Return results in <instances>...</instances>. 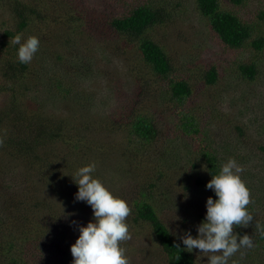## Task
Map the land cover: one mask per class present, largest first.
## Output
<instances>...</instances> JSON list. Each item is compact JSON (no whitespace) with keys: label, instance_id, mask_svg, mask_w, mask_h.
Segmentation results:
<instances>
[{"label":"trees","instance_id":"1","mask_svg":"<svg viewBox=\"0 0 264 264\" xmlns=\"http://www.w3.org/2000/svg\"><path fill=\"white\" fill-rule=\"evenodd\" d=\"M231 2L240 4L242 0H231ZM0 3L6 6L11 19L2 36L3 39L9 38L13 50L18 48L12 43L17 34L27 38L31 35L27 32L36 29V26L34 28L31 26L37 23H42L41 27H48L49 15L47 9L42 6V1L0 0ZM196 7L200 14L207 18L210 28L224 44L239 48L252 37V26L232 10L222 7L219 0H196ZM70 10L71 7L68 6V10H63L62 15L57 19L62 26H68L70 21L74 23L73 13ZM166 15L163 6L140 2L126 8L110 20L111 28L124 40L122 47L133 48L140 57L138 64L142 67L138 70L129 68V72H135L133 75H136L132 78L135 83L133 92L136 86L138 92L129 93L131 97L129 99L123 93L118 94L120 98L114 99L113 105L108 106L105 112H102L97 105L105 96L103 94L99 97L101 96L99 83L97 79L88 75L91 65L95 63L87 53L91 48L87 44H81V38L75 36L77 32L72 28L68 32L58 29V34L53 36L58 44L61 42V45H56L57 49L51 52L56 64H50L45 59V65L40 66L36 64L38 60L34 58L30 63L21 64L14 51V56H11L10 48L2 53L0 164L7 166L0 169V172L11 177L14 163L22 162L36 172L39 181L48 189L45 191V199L33 205L34 215L44 219L43 222L36 223L38 225L35 229L32 224L25 226L27 218L21 213L22 209L17 203H12L7 196L1 198L0 222L15 223L12 221L14 216H18L20 220L15 223L16 227L13 224L14 228L9 236L3 234L4 238L0 241V264H43L42 261L47 259H52L53 264H71L73 257L70 246L79 235V225H86L92 219V212L87 209L90 206L85 205V202L75 200L77 185L70 175H73L78 167L95 162L94 175L112 189L111 187L116 185L112 179L115 178L112 177L113 172L110 171L111 174L106 178L100 172L103 166L102 153L105 149H114L115 164L120 159L124 173L127 172L125 169L134 165V160L137 158L138 162H146L151 158L158 143L166 145L168 147L165 148L166 150L173 149L175 152H180L178 147L180 144L177 145L173 139L181 138H174L175 134L161 136L163 134L160 129L161 121H158L149 109L138 110V102L134 98L137 97L145 103V97L150 92L156 91L161 81L168 84L170 97L177 103L173 109L168 106V110L163 114L168 120L176 116L182 127L181 130L189 136H194L199 142L197 151L206 164L202 172H207V175H200V171L196 169V163L199 161L197 158L190 162L187 169L178 170L189 172L184 178L193 179L198 186L196 194L200 197L204 196L208 189L205 187L206 182L211 179L210 173H218L221 165L214 153L199 138L201 129L195 116L185 110V103L192 93L187 78L174 76L169 54L150 36L152 26L165 23ZM260 18H264V10L260 11ZM33 35L39 38L38 34ZM39 40L41 47L43 39L39 38ZM6 43L2 41V44ZM252 43L256 48H260L264 39L260 36ZM107 47L106 44L102 46L105 53ZM44 54L49 58L47 53ZM245 70L249 72L248 78L252 79L256 72L255 65H246L243 71ZM99 73L102 75L101 70ZM206 78L210 83H214L217 80L216 70L209 69ZM78 80L84 81L85 86L78 84ZM47 98H54L55 103H59L60 109L65 102H69L70 105L66 111L54 113L50 111L52 106ZM151 104L154 106L155 102ZM114 128H120V132L113 131ZM116 134L120 135L119 146H115L109 140V136ZM174 142L176 146H173ZM53 144H57L59 149L54 150ZM89 155H93L92 161ZM156 164L161 169L154 174L156 179H161L170 168L162 163V160ZM154 181L155 178L153 181H147V185L141 189L119 195L128 202L131 209L127 219L131 218L135 224L150 231L152 236H148L165 264H201L199 256L194 251L190 253L183 250L184 246L180 239L160 218L147 194V191L156 187ZM63 206H66L64 214ZM10 209L16 210L17 213ZM61 214L63 215L58 217ZM18 230H20L18 236L12 234ZM130 239L126 242H131ZM256 242L262 243L261 247L264 248V235H261L260 231ZM177 245L180 249L176 247ZM21 246L33 248L43 260L31 261L37 260L33 258L34 252L29 249L23 251Z\"/></svg>","mask_w":264,"mask_h":264},{"label":"rangeland","instance_id":"2","mask_svg":"<svg viewBox=\"0 0 264 264\" xmlns=\"http://www.w3.org/2000/svg\"><path fill=\"white\" fill-rule=\"evenodd\" d=\"M42 6L47 9L48 27L42 23L31 26L35 30L27 34H38L43 39L40 49L33 57L38 60L37 65H45L44 60L50 64H56L52 51L57 49L58 41L53 36L59 30L72 28L77 32L75 36L80 37L81 44H87L91 48L87 53L95 61L91 65L88 75L97 79L99 92L103 101L97 105L102 112L112 106L114 99H119L118 94H125L126 98H131L129 93L138 92V86L133 92L132 78L135 72H129V68L138 70L142 67L138 64L140 57L130 46L122 47L124 40L110 26L109 22L120 12L128 7L140 2H150L156 6H163L165 9V23L152 26L150 36L164 47L169 54L174 76L187 78L192 89L191 96L185 103V110L193 114L200 127L199 138L208 146L217 161L221 165L228 158H235L243 167L242 179L250 189L251 203L248 208L253 216V221L247 228L235 227L234 231L240 235H251L255 247L243 250L244 255L239 253L231 260H238V264H264V248L260 242H256L258 229L257 224H264V43L260 48L253 45V40L262 36L264 39V18H260V11L264 10V0H242L240 4H233L231 0H219L221 6L235 12L242 20L252 26L253 33L245 45L239 48L228 46L221 42L212 31L207 18L202 16L196 7V0H40ZM57 5V7H56ZM71 7L74 23L70 21L68 26H62L57 20L62 15L63 10ZM66 8V9H65ZM61 9V10H59ZM11 23L9 11L3 3H0V64L2 53L10 48L12 55L17 53L10 46L9 38L3 39L5 28ZM62 26V27H61ZM63 32V31H60ZM6 41V44H2ZM106 44V53L102 46ZM61 48H65L61 46ZM44 53L48 54L46 58ZM40 62V64H39ZM255 65V74L249 79V72L243 71L246 65ZM96 65V66H95ZM214 68L217 72V80L210 83L206 78V72ZM99 70L102 71L100 75ZM78 84L85 86V82L78 80ZM77 85V84H75ZM78 86V85H77ZM156 91H152L146 96V102H142L137 97L138 110L149 109L155 114L158 121H161V136L167 137L175 134L173 139L177 142L180 152L166 150L164 144H157L154 155L146 162L134 160V165L125 169L121 160L115 164L114 149L107 148L102 153V168L100 172L103 177L113 172L112 178L116 185L111 190L117 195L130 194L138 188L147 185V181L155 178L156 187L147 191V194L155 205L162 221L171 227L174 233L183 234L182 230H191L196 235V225L203 219L206 212V199L215 194L211 189H206L204 196L196 194L197 185L193 179L186 180L184 175L189 172H180L178 169H187L192 160L197 161L196 169L200 175H207L202 172L206 168L205 160L198 150L199 142L194 136L185 134L180 127V122L176 116L169 120L163 114L172 109L177 103L172 101L168 84L159 82ZM138 94V93H137ZM0 97V101H1ZM48 99V98H47ZM51 103V112L60 113L66 111L70 103L65 102L60 109L59 103H55L54 98L48 99ZM140 102V103H139ZM155 102L154 106H151ZM151 106V107H150ZM184 112V110H183ZM113 131L120 132V128ZM120 135L109 136V140L119 146ZM61 146V145H60ZM173 146H176L174 142ZM8 147V146H7ZM54 150H58L57 144L52 145ZM2 156L4 153L1 154ZM93 160V155H89ZM168 165L170 169L161 179H156L154 172L160 167L156 163ZM7 165H1L2 170ZM181 167V168H180ZM175 169V170H174ZM13 175L6 176L0 172V201L3 196H7L12 203H17L22 209V214L27 218V223L36 228L38 222L44 219L34 215L33 205L45 199V191L48 189L37 178L36 172L22 162L16 161L11 170ZM207 183V182H206ZM110 184V183H109ZM191 186V187H188ZM8 187V188H7ZM116 188V189H115ZM148 188V187H147ZM188 193L184 198V193ZM201 198V199H199ZM88 206V204L85 203ZM176 208V213H175ZM63 210L66 206L62 207ZM92 212L91 207H87ZM10 211L17 213L16 210ZM175 214L180 217L175 219ZM81 217V215H80ZM20 218L14 216L12 221L19 222ZM10 222V221H9ZM13 222H0V241L4 235L17 226ZM131 242L123 243L129 257V264H165L159 251L152 243L149 230L135 224L131 219H127ZM14 224V225H13ZM36 224V225H35ZM19 226V225H18ZM20 230L12 233L18 236ZM150 235V236H148ZM176 237L179 239L178 235ZM2 245V244H1ZM22 247V246H21ZM31 250L34 252L33 258L42 261L37 252L31 247L23 246L21 250ZM18 251V250H16ZM199 256L201 264H207V257L198 255L197 250H193ZM202 255V254H201ZM43 264H53L52 259L42 261ZM33 264V263H31Z\"/></svg>","mask_w":264,"mask_h":264},{"label":"clouds","instance_id":"3","mask_svg":"<svg viewBox=\"0 0 264 264\" xmlns=\"http://www.w3.org/2000/svg\"><path fill=\"white\" fill-rule=\"evenodd\" d=\"M12 43L18 46L16 55L21 64L30 63L40 47L35 35L23 38L17 34ZM243 171L237 160L230 157L221 164L218 173H210L211 179L205 187L214 192L215 199L207 197L206 212L196 225V235L188 229L182 230V235L174 233L182 242L183 250L190 253L197 250L200 257H207V264H229L237 253L242 257L243 250L255 247L251 235L234 231L237 226L247 228L253 221L248 208L252 202L250 189L242 179ZM95 172L96 163L90 162L70 175L77 185L75 200L85 202L92 209V219L86 225H79V235L70 246L71 264H129L123 242L131 238L127 223L131 209ZM182 192L186 199L188 193ZM175 217L171 220L180 219L176 214ZM256 227L264 235V226L257 224ZM176 247L180 249L179 245ZM231 264H238V260L232 259Z\"/></svg>","mask_w":264,"mask_h":264}]
</instances>
